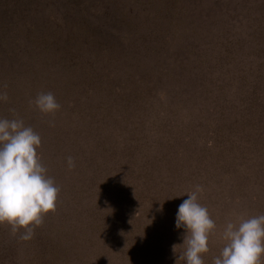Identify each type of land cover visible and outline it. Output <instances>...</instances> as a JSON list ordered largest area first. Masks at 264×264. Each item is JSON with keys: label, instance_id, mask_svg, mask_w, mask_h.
Here are the masks:
<instances>
[{"label": "rangeland", "instance_id": "rangeland-1", "mask_svg": "<svg viewBox=\"0 0 264 264\" xmlns=\"http://www.w3.org/2000/svg\"><path fill=\"white\" fill-rule=\"evenodd\" d=\"M63 1L0 0L3 34L30 51L20 40L25 29L68 21ZM179 1L201 15V0ZM196 27H170L157 42L134 22L121 27L129 39L104 45L124 89L118 101L107 98L90 113V134L72 152L81 165L71 173L48 169L60 193L34 236L25 241L10 226L6 236L0 228V246L7 247L1 264H185L178 259L183 249L173 251L184 236L176 214L197 185L217 225L205 264L219 254L227 221L264 214L262 61L250 46L217 38L212 27L201 26L196 39ZM9 50L0 54L7 58Z\"/></svg>", "mask_w": 264, "mask_h": 264}, {"label": "trees", "instance_id": "trees-1", "mask_svg": "<svg viewBox=\"0 0 264 264\" xmlns=\"http://www.w3.org/2000/svg\"><path fill=\"white\" fill-rule=\"evenodd\" d=\"M66 1L60 4L70 9L68 21L56 23L59 27L31 23L25 29L20 40L32 47L28 52L17 40L3 34L6 26H0V53L11 48L9 57L0 54V71L7 68L13 74L0 75V93L8 95L6 102L0 100V118L23 119L41 136L38 151L48 169L67 168L71 173L67 158L74 160L72 152L77 153L81 140L90 134L84 129L90 125L87 120L96 119L90 113L97 115L96 105L104 104L107 98L118 101L117 91L124 89L122 76L111 70L116 61L106 54L109 49L104 45L129 39L128 32L121 33V27L125 29L134 22L138 27L148 26L157 42L165 41V30L170 27L184 29L193 22L197 25L196 39L201 26L212 27L217 38L226 35L232 43L250 46L264 67V0H201L196 4L201 7L200 16H193L197 10H187L179 0H75L68 6ZM132 1H137L136 8L124 7ZM237 36L246 39L241 42ZM43 46L45 53L41 52ZM41 91L52 92L60 103L54 115L42 114L30 105ZM74 163L80 164L78 160ZM7 226L0 225L5 236ZM5 248L0 246V264Z\"/></svg>", "mask_w": 264, "mask_h": 264}, {"label": "clouds", "instance_id": "clouds-1", "mask_svg": "<svg viewBox=\"0 0 264 264\" xmlns=\"http://www.w3.org/2000/svg\"><path fill=\"white\" fill-rule=\"evenodd\" d=\"M0 100H8L6 92L0 93ZM29 103L45 115H54L61 108L50 91L37 93ZM41 145V136L23 119L0 118V225L10 226L25 241L56 210L60 193L42 162ZM67 163L69 168L75 167L72 157ZM202 191L197 185L176 214V228L184 229V236L181 245H173V251L183 249L178 259L185 264H205L203 257L217 227L207 207L199 202ZM220 238L223 246L212 264H264V214L227 221Z\"/></svg>", "mask_w": 264, "mask_h": 264}]
</instances>
